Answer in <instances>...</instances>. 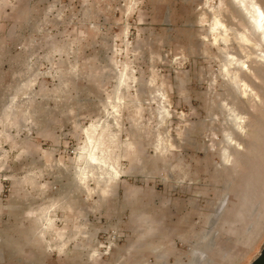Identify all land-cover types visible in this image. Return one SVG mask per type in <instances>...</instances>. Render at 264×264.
Instances as JSON below:
<instances>
[{"label": "rangeland", "instance_id": "obj_1", "mask_svg": "<svg viewBox=\"0 0 264 264\" xmlns=\"http://www.w3.org/2000/svg\"><path fill=\"white\" fill-rule=\"evenodd\" d=\"M243 10L0 0V264H249L263 252L264 62Z\"/></svg>", "mask_w": 264, "mask_h": 264}, {"label": "bare ground", "instance_id": "obj_2", "mask_svg": "<svg viewBox=\"0 0 264 264\" xmlns=\"http://www.w3.org/2000/svg\"><path fill=\"white\" fill-rule=\"evenodd\" d=\"M237 1H239V3L242 5V7L244 9L243 11H245L246 16H245L244 22L248 26L247 29H245V30L246 31L250 30L257 37L256 39L258 40L257 44L259 46V52H258V56H256V57H258L259 60L264 62V5L259 0H237ZM240 11H241V9H240ZM224 26L225 25L223 23L220 24V27L223 29H224ZM236 31H237L236 33H237L238 39L240 40V43L246 44L245 43L246 42V31H242V30H238V29H236ZM238 63L242 69L249 70V65L246 64L245 60L238 58ZM240 78L241 77H239L237 80V84H238L237 86L240 89H244V83L242 82V80ZM233 119H234V122H235L237 128H239V129L242 128V121L239 119V117L236 114H234ZM228 138H229L228 139L229 145H239L240 144L239 141L237 139H235L234 135L233 136L230 135ZM224 154H225V159H224L225 162L229 163L233 158V153H232L231 149L226 148L224 151ZM91 159L94 160V159H96V157L92 156ZM226 198L220 204L219 209L217 210V213H220L225 208V206L227 204ZM202 256L205 257V252L202 254Z\"/></svg>", "mask_w": 264, "mask_h": 264}, {"label": "water", "instance_id": "obj_3", "mask_svg": "<svg viewBox=\"0 0 264 264\" xmlns=\"http://www.w3.org/2000/svg\"><path fill=\"white\" fill-rule=\"evenodd\" d=\"M249 264H264V250L263 252Z\"/></svg>", "mask_w": 264, "mask_h": 264}]
</instances>
